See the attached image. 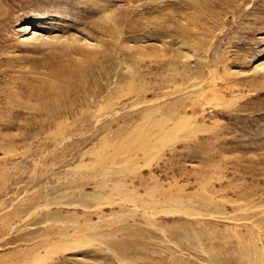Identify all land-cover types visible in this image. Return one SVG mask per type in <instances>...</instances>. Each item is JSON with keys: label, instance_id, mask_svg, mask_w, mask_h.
Wrapping results in <instances>:
<instances>
[{"label": "rangeland", "instance_id": "1", "mask_svg": "<svg viewBox=\"0 0 264 264\" xmlns=\"http://www.w3.org/2000/svg\"><path fill=\"white\" fill-rule=\"evenodd\" d=\"M0 264H264V0H0Z\"/></svg>", "mask_w": 264, "mask_h": 264}, {"label": "bare ground", "instance_id": "2", "mask_svg": "<svg viewBox=\"0 0 264 264\" xmlns=\"http://www.w3.org/2000/svg\"><path fill=\"white\" fill-rule=\"evenodd\" d=\"M170 134V133H169ZM246 246V245H245Z\"/></svg>", "mask_w": 264, "mask_h": 264}]
</instances>
